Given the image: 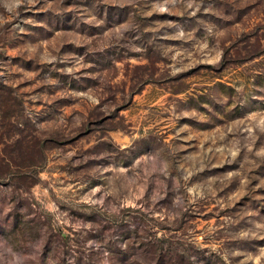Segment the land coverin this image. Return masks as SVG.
<instances>
[{
	"label": "rangeland",
	"instance_id": "374dc122",
	"mask_svg": "<svg viewBox=\"0 0 264 264\" xmlns=\"http://www.w3.org/2000/svg\"><path fill=\"white\" fill-rule=\"evenodd\" d=\"M0 264H264V0H0Z\"/></svg>",
	"mask_w": 264,
	"mask_h": 264
}]
</instances>
